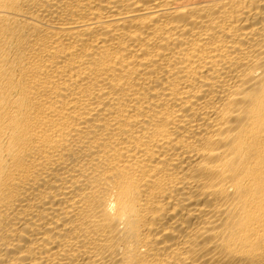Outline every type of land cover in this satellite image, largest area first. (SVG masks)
Listing matches in <instances>:
<instances>
[{
    "label": "bare ground",
    "instance_id": "6f19581e",
    "mask_svg": "<svg viewBox=\"0 0 264 264\" xmlns=\"http://www.w3.org/2000/svg\"><path fill=\"white\" fill-rule=\"evenodd\" d=\"M0 264H264V0H0Z\"/></svg>",
    "mask_w": 264,
    "mask_h": 264
}]
</instances>
